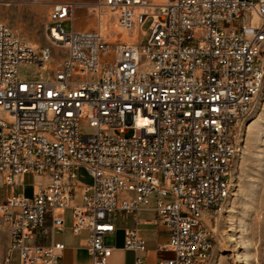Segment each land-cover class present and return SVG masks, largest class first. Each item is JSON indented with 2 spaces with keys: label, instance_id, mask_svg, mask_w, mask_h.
Returning a JSON list of instances; mask_svg holds the SVG:
<instances>
[{
  "label": "built area",
  "instance_id": "1",
  "mask_svg": "<svg viewBox=\"0 0 264 264\" xmlns=\"http://www.w3.org/2000/svg\"><path fill=\"white\" fill-rule=\"evenodd\" d=\"M78 9L92 28L73 27ZM245 14L255 22L234 23ZM44 33L46 44L32 46L0 21L4 263L16 254L17 264H60L65 246L53 237L69 212L70 233H87L91 264H106L110 214L138 222L152 200L169 233L161 248L172 253L159 264H209L204 214L232 192L243 125L264 86V0L66 1L52 6ZM21 64L47 78L21 79ZM27 175L42 180L31 198L15 192ZM124 247L146 252L137 228L124 230Z\"/></svg>",
  "mask_w": 264,
  "mask_h": 264
},
{
  "label": "rangeland",
  "instance_id": "2",
  "mask_svg": "<svg viewBox=\"0 0 264 264\" xmlns=\"http://www.w3.org/2000/svg\"><path fill=\"white\" fill-rule=\"evenodd\" d=\"M76 2L93 5L97 0H0V21L7 24L13 32L26 43L33 46H44L46 38L44 27L53 5L60 2ZM254 23L255 17L245 14L234 23ZM149 21L143 26L147 31ZM65 32L71 30L70 23L62 25ZM75 29L92 28L90 12L78 9L73 24ZM56 56V51L53 52ZM21 79L45 80L47 73L39 71L34 64L19 66ZM82 134H92L95 129L81 126ZM131 132L127 134L129 137ZM79 181L90 184L91 178L83 171L78 172ZM232 192L222 209L215 215L204 214V223L213 234V249L209 264H264V86L256 105L246 117L238 151L232 165ZM42 180L32 175L25 176L22 183L16 184L15 192H22L25 198H31L33 185ZM119 198L132 199L126 191L118 193ZM76 203L80 204L79 198ZM151 203L153 201L151 200ZM146 216L141 213L140 216ZM125 214H110V220L119 231ZM71 218L66 213V225L62 233H55L54 240L63 244L79 243L84 235L74 236L69 231ZM116 235V234H115ZM114 236H107V245L114 244ZM28 242L27 244H31ZM9 245L8 236L0 225V264ZM16 254L12 264H17Z\"/></svg>",
  "mask_w": 264,
  "mask_h": 264
},
{
  "label": "crops",
  "instance_id": "3",
  "mask_svg": "<svg viewBox=\"0 0 264 264\" xmlns=\"http://www.w3.org/2000/svg\"><path fill=\"white\" fill-rule=\"evenodd\" d=\"M153 208L154 204L150 203L146 209L140 210L136 215L138 222L135 221L132 215L125 214L127 216L123 219V226L119 231H117L112 221L114 232L108 235V237L116 235L114 244L112 245H107L104 239L105 244L113 248L112 254L106 264H134L136 258H140L141 264H159L160 261L172 257V253L169 250L161 248L167 245L169 233L157 224V215L153 211ZM141 213L146 214V216H140ZM67 228L68 226L66 225L65 229L67 230ZM127 228H137L139 235L145 241L146 252L134 253L125 249L124 230ZM80 235H84V238L78 244L76 242L64 244L65 250L62 253L60 264H91V257L85 248L87 233L83 232ZM49 242L50 238L47 237L44 243L48 244Z\"/></svg>",
  "mask_w": 264,
  "mask_h": 264
},
{
  "label": "bare ground",
  "instance_id": "4",
  "mask_svg": "<svg viewBox=\"0 0 264 264\" xmlns=\"http://www.w3.org/2000/svg\"><path fill=\"white\" fill-rule=\"evenodd\" d=\"M89 28V27H88ZM88 28H86V29H83V30H87ZM33 46V45H32Z\"/></svg>",
  "mask_w": 264,
  "mask_h": 264
}]
</instances>
